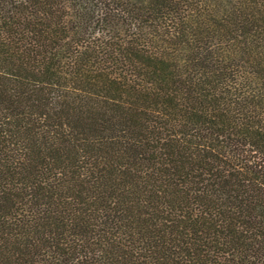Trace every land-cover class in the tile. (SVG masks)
<instances>
[{"label": "trees", "instance_id": "trees-1", "mask_svg": "<svg viewBox=\"0 0 264 264\" xmlns=\"http://www.w3.org/2000/svg\"><path fill=\"white\" fill-rule=\"evenodd\" d=\"M0 264H264V0H0Z\"/></svg>", "mask_w": 264, "mask_h": 264}]
</instances>
